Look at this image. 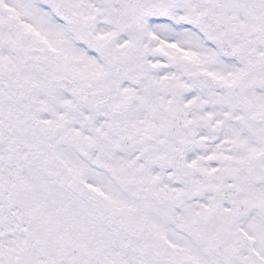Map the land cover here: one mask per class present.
Wrapping results in <instances>:
<instances>
[{"label": "snow or ice", "instance_id": "snow-or-ice-1", "mask_svg": "<svg viewBox=\"0 0 264 264\" xmlns=\"http://www.w3.org/2000/svg\"><path fill=\"white\" fill-rule=\"evenodd\" d=\"M0 264H264V0H0Z\"/></svg>", "mask_w": 264, "mask_h": 264}]
</instances>
